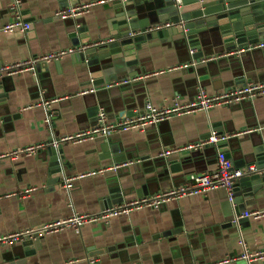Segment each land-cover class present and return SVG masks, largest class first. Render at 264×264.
<instances>
[{
  "label": "crops",
  "instance_id": "obj_1",
  "mask_svg": "<svg viewBox=\"0 0 264 264\" xmlns=\"http://www.w3.org/2000/svg\"><path fill=\"white\" fill-rule=\"evenodd\" d=\"M68 1V7L73 2L95 3L81 16L61 19L56 12L68 8L62 5L65 4L62 0H17L16 8L9 7L11 0H0L3 66L0 86L2 77L6 78L5 87L2 86L4 97L0 100V154L33 144H47L37 154L0 160V196L36 188L24 196L0 200V235L41 227L74 214H99L108 206L105 199L110 197L109 189L114 185L122 188V194L127 192L112 200L117 202L114 207L137 199H152L186 184L193 173L216 170L218 144L187 147L202 143L216 130H222L231 141V149L245 150L251 147L246 134L250 137V133H264V96H258L208 112L175 116L142 129L113 132L107 139L63 143L61 139L65 136L97 126L98 110L106 112L109 122H117L142 115L149 103L162 109L175 102L193 101L201 89L217 94L264 82V48L240 52L242 48L229 54L217 49L210 57L197 61L196 51L176 44L180 37L173 36L171 40L146 41L137 56L131 57L137 62L129 71L139 72L136 76L143 77L141 80L113 82L112 87L106 82L94 87L92 76L97 79L101 74L92 75L93 69L79 58L84 48L77 44L81 38L76 40L70 35L77 27L86 25L92 40L108 38L111 29L118 27L110 8L111 0ZM22 11L27 13L31 29L4 32L5 24L18 17L25 20ZM77 18H81L80 24H76ZM68 48L77 52L45 62L47 70L42 68L37 72L35 67L33 71L10 72L11 66L34 56ZM92 88L96 89L94 93L79 95ZM55 99L60 100L51 102L49 107L24 109L39 101ZM122 111L127 117H122ZM106 140L111 145L119 144L127 156L123 162L131 163L119 171L77 180L70 189L64 187L65 179L56 185L49 184L52 180L49 146L64 145L66 158L61 163L62 174L67 178L114 163L112 159L102 158V143ZM170 149L182 150L169 157L162 155ZM231 149L235 158L242 157ZM180 155L190 157L183 161V172L170 171L164 176L165 168L169 169L164 161ZM160 161L164 166H160ZM139 189L145 191L143 196L137 193ZM229 203L228 191L218 188L171 200L159 208L134 209L79 230L70 228L47 234L40 237L35 254L22 264H217L225 259H233L227 264H264V259L249 263L241 258L246 249L250 252L264 249V217L243 219L236 224L234 206L229 207L230 215L224 216V205ZM254 210H264V189L246 211ZM228 222L232 225H226ZM11 247L0 248V264ZM14 258L10 259L13 262L4 264H15L17 257Z\"/></svg>",
  "mask_w": 264,
  "mask_h": 264
},
{
  "label": "water",
  "instance_id": "obj_2",
  "mask_svg": "<svg viewBox=\"0 0 264 264\" xmlns=\"http://www.w3.org/2000/svg\"><path fill=\"white\" fill-rule=\"evenodd\" d=\"M16 1L11 0L9 7L19 6V4L16 5ZM62 1L65 2L62 4L64 7L70 5L68 0ZM72 5H78V2H73ZM110 8L114 11V22L118 27L111 29L108 38H100L99 41L92 40L86 25L77 27L70 35L76 40L78 37L81 38L77 44L81 43L84 48L79 58L81 61H86L93 69L91 70L92 75L101 74V77L97 79L92 76L94 87L104 85L106 82L111 84L118 80L128 79L126 76L135 77L139 72L129 71V69L136 64L137 60H132L131 57L137 56L143 43L153 39L171 40L173 36H179L176 44L195 50L194 58L197 61L210 57L209 55L214 54L217 49H220L219 52L226 51V54H229L264 41V0H111ZM21 14L23 17L25 15L24 22L29 21L26 12L22 11ZM80 20L81 18H77L76 24H80ZM219 46L224 48H218ZM254 51L257 50L248 52ZM47 66L48 64L43 62L37 65L35 70L41 72L42 68L47 70ZM2 69L3 66L0 63V73ZM2 79V86H4L6 78L2 77ZM2 86H0V100L3 99L5 91ZM123 111L122 117L125 116ZM128 114L130 115V112ZM97 121H99L98 118ZM216 136L224 137L225 135L222 130L218 132L216 130ZM245 136L246 140L251 141V147L245 150L240 147L231 149L229 138L218 143V154L225 153L236 167L255 166L256 168V171L247 173L236 181L233 189V202L230 201L228 205H224L225 217L228 216L231 206L235 207L234 216L244 213L248 206L256 202V195L264 189V133L260 132L256 135L250 133V137L247 134ZM58 144L57 147H48L49 170L52 178L50 185H56L59 181L66 179V176L62 174L63 165L61 163L66 158L63 151L64 145ZM230 149L241 153L242 157L235 158ZM102 151V158L105 160L112 159L114 163L127 160L119 144L111 145L106 140L102 143ZM228 151L229 153H226ZM187 157L189 155H180L173 160L166 159L164 162L169 169L165 168L164 176L170 171L174 174L182 173L183 161ZM188 161L189 164L192 163V157ZM160 162V166H164L163 161ZM137 193L143 196L145 191L139 189ZM109 195L110 197L105 199L108 204L106 208L114 207L113 205L117 202L112 200L117 196L127 195V192L124 191L122 194V188L114 185L109 189ZM226 225L231 226L232 224L228 222ZM40 240V237L26 239L19 245H12L4 256V263L13 262L10 261L12 257H17L16 260L13 259L16 261L15 264L24 263L27 258L35 254V248L40 247Z\"/></svg>",
  "mask_w": 264,
  "mask_h": 264
},
{
  "label": "built area",
  "instance_id": "obj_3",
  "mask_svg": "<svg viewBox=\"0 0 264 264\" xmlns=\"http://www.w3.org/2000/svg\"><path fill=\"white\" fill-rule=\"evenodd\" d=\"M100 2H105V0H100ZM94 3L95 2L85 3L81 5H74L66 9L58 10L56 12V16L60 17L61 19H68V18L81 16L84 13V11H86L88 8L94 5ZM17 4L19 3L17 2ZM165 26H168V24ZM30 28H31L30 23L24 22L20 17H18L15 20L5 24L3 26V31L13 32L15 30H22L24 32H27L30 30ZM257 48H264V41L256 45H250L247 48L240 50V52H243L244 50L247 51ZM76 52L77 49L68 48L66 50H60L53 53L34 56L22 64L11 66L10 72L15 73L19 71L22 72L30 71V70L33 71L37 65L43 62H51V61L59 60L63 58L65 55L75 54ZM142 78L143 77L136 76L133 78L117 81L116 83L125 84L133 81L141 80ZM114 85L115 84H110L108 85V87H112ZM95 91L96 89L92 88L90 90H85L80 92L79 95L82 96L91 92L94 93ZM258 96H264V82L249 83L242 87L227 90L217 94H209L206 90L201 89L199 90L198 94L196 95L193 101L185 104L175 102L173 105L162 109L156 108L151 103H149L146 105L145 112L142 115H139L137 117L127 118L125 120L117 121V122H109L106 112L101 110L99 113V122L97 126L65 136L64 138L61 139V141L63 143L65 142L79 143L99 137L107 138L113 132L129 131L132 129H142L151 124H158L165 120H169L175 116L208 112L216 107L230 106L246 100H253ZM58 100L60 99L39 101L26 106L24 109L38 107V106L49 107L51 102H55ZM245 133H248V131H246ZM226 139L227 137H222V138L217 137L216 132H214L212 135H210V137L206 141L189 146L187 148L202 147L205 144H218L220 141ZM46 146L47 144L45 143H39L24 148H20L11 152H6L4 154H0V160H4V159L15 160L22 155L30 156L33 154H37L40 150L44 149ZM181 150L182 149L165 150L164 152H162V155L169 157L172 154L177 153L178 151ZM130 163L131 162L112 163L105 166H101L97 169L83 172L75 176L67 177L64 181V187L70 189L73 187L74 182L77 180L96 176V175H104L113 171L115 172L121 169L122 167L127 166ZM254 171H256L255 166H249L244 168L235 167L233 161L229 159L225 155V153L220 152L217 157L216 170L210 172L193 173L189 176V181L186 184L171 189L169 191L163 192L152 199H147V198L137 199L127 204L105 208L99 214H95V215L74 214L68 218L57 220L45 224L41 227L12 232L7 235H0V248L12 246L26 239H36L38 237H42L47 234L57 233L70 228L79 230L80 228L88 224H94L100 221H108L111 218L117 217L121 214H129L134 209H138L142 207L159 208L163 204L171 200L179 199L184 196L205 194L211 190H215L218 188H225L228 191L229 200L233 202L234 199L233 189L236 181L241 177H243L244 175H246L247 173H251ZM35 189L36 188L31 187L23 191L5 194L4 196H0V200L4 198H10L13 196H24L26 194L31 193ZM262 217H264V210L245 211L240 215H235L234 223L239 224V221L243 219H250V218L260 219ZM241 258L245 259L249 263L263 260L264 249L257 252H250L246 249L242 254ZM231 260L233 259H225L217 264H227Z\"/></svg>",
  "mask_w": 264,
  "mask_h": 264
}]
</instances>
